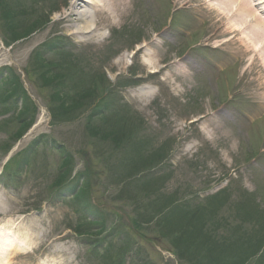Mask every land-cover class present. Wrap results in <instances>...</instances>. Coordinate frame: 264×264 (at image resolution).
<instances>
[{
    "label": "rangeland",
    "instance_id": "374dc122",
    "mask_svg": "<svg viewBox=\"0 0 264 264\" xmlns=\"http://www.w3.org/2000/svg\"><path fill=\"white\" fill-rule=\"evenodd\" d=\"M20 1L25 9L30 8L29 3L34 5L35 8H31L33 12L20 8L18 0H0V57H11L12 60L6 64L13 65L0 71L5 70L4 76L8 80L13 77L18 81L15 95L27 91L31 98L27 113L35 114V118L28 120L30 125L32 121L34 125L23 136L25 122H19L14 116L16 106L20 108L22 105L20 97L6 98L5 106L0 109V206L9 211V214H5L6 209L0 211V221L16 219L17 225L25 228L35 226V222L40 223L45 234L40 239V245L44 252L48 250L47 259L52 261L48 264L56 260L60 264L64 261L65 264H82L88 255L82 241H88L96 249L85 264H106L101 262L97 250L105 241L107 247L101 255L113 252L114 259L124 260L123 264H199L201 255L195 251L196 234L198 239L205 234L210 239L233 241L235 237L231 232L238 227L242 228V235L247 232L256 235V229L264 228V172L255 166V147L252 153L247 152L249 147L244 139L245 131L236 128L237 123L224 119L227 113L224 109L219 111L224 100L223 93L210 99L209 89H204L207 83L204 76H191L187 81L178 77L172 86L160 84V80L158 83L150 82L159 84L153 85L156 96L153 101L150 97L152 92L145 93L143 97L134 94L139 87L147 85L133 77L138 68L112 70L103 60L126 51V47L132 48L135 42L147 45L152 41L153 34L160 33L169 24L170 8H165L162 0H154L153 9L161 6L156 14L153 11L143 13L146 0L136 1L130 11L134 16L130 17L126 11L127 18L116 26L110 25L102 30L105 35L118 34L115 40L112 36L106 42L98 40L89 43L87 48L73 35L78 26H70L62 19L68 0ZM4 4H7L11 15L8 9L2 8ZM33 27H37L34 32ZM211 27L199 31L207 35L215 33ZM152 29L156 32H151ZM215 29L220 30L221 25ZM179 37L181 41L185 39L182 35ZM61 40L62 43L59 42ZM182 43L186 46L188 42L185 40ZM73 46L83 50L70 55L79 61L72 64L71 70L75 67L73 71L67 72V81L62 80L59 85L54 80L56 84L41 89V85L46 84L40 77L43 70L33 60L35 57L41 59V56L34 54L47 51L43 58L56 72L60 66L70 63H67L70 60L67 52ZM52 47L55 50L50 52ZM127 63L130 64L129 58ZM228 64L234 68L223 75L219 86H225L228 90L226 96H234L243 105L242 108L248 110L256 97L248 94V87L255 85L258 91L260 89L264 93V67L258 61H250V57H238V61ZM139 72L142 73L141 70ZM99 73H105V78H100ZM96 78L100 81L98 88L94 89ZM209 82L215 84V80ZM185 92L188 95H183ZM99 108L101 116L97 113ZM8 114L12 116L5 117ZM91 117L93 119L90 120ZM134 126L136 128H132ZM142 126L143 136L138 129ZM261 126L264 128V122ZM262 128L253 127L256 137L260 136ZM40 137L42 142L33 148V143ZM169 141L172 142L170 162L151 173L150 170L156 166L152 164L156 161L153 155L159 150L162 154L163 146L169 145ZM262 142L256 145L258 152L260 148L264 149ZM24 155H28L26 161ZM9 159L12 161L6 164ZM16 163L19 166H10ZM14 170L20 177H12ZM61 177L69 180L64 184L62 201L52 194L56 190L55 182ZM227 180H231L229 185ZM74 184L82 187L80 194L83 195L78 201L69 196L76 192ZM88 187L92 189L90 198ZM216 191L220 192V198L218 209L214 210L215 217L196 212L193 208L195 211L179 209V205L184 204L165 210L163 217L172 213L183 226L180 234L170 233L161 244L151 240L154 236L161 239L159 233L156 234L159 230L155 221L148 225L145 232L144 227L137 225L140 232L146 233L142 237L135 234L134 226L133 229L130 225L134 222L131 217H137L135 212L150 210L152 206L166 203L175 196L180 202H188L186 200L193 196V203L205 205L206 196ZM100 206H107L116 215L110 218L109 212L97 209ZM179 212L186 215L183 217ZM180 216L182 219H179ZM173 217L166 218L169 220L165 225L175 228L176 223L171 220ZM211 217L219 228L210 225ZM249 217L258 218L250 223ZM88 221L96 224L91 230ZM99 223H104L106 228L96 230ZM65 234L67 243H54L57 239L64 240ZM184 240L187 241L186 249L192 255L179 251L175 257L173 253L164 251L167 241L181 246ZM59 246L61 248L57 253L60 255L57 256L54 252ZM126 248L132 251L125 252ZM226 254L208 253L203 263L220 264ZM182 260L184 262L181 263ZM22 261L26 264L33 262ZM4 262L14 264L17 261L9 257Z\"/></svg>",
    "mask_w": 264,
    "mask_h": 264
},
{
    "label": "bare ground",
    "instance_id": "6f19581e",
    "mask_svg": "<svg viewBox=\"0 0 264 264\" xmlns=\"http://www.w3.org/2000/svg\"><path fill=\"white\" fill-rule=\"evenodd\" d=\"M247 1L220 0L217 6L230 21L231 31L237 30L238 34H245L243 44H241L246 49L245 51L255 53L257 61H260L264 67V24L254 9L249 7L251 3L246 5ZM132 5L130 0H68L62 19L70 23V26H78L73 35L78 37L81 43H93L104 38L101 33L104 28L107 29L110 25L116 26L127 18L126 11L130 13ZM7 60H12V58L6 55L1 56L0 65H3ZM161 62L159 52H154L146 58L145 65L156 73L162 69ZM117 63L123 64V58ZM119 67L121 66L119 65ZM5 209L6 207L0 206V211L3 212ZM30 231L31 229L26 227V230L21 232L26 240L30 239ZM12 232L10 228L5 231L0 227V245L10 247L15 252L12 255L18 257L20 254L16 252L19 251L18 246L21 238L16 233L14 236L11 235Z\"/></svg>",
    "mask_w": 264,
    "mask_h": 264
},
{
    "label": "trees",
    "instance_id": "16d2710c",
    "mask_svg": "<svg viewBox=\"0 0 264 264\" xmlns=\"http://www.w3.org/2000/svg\"><path fill=\"white\" fill-rule=\"evenodd\" d=\"M184 246V245H183Z\"/></svg>",
    "mask_w": 264,
    "mask_h": 264
}]
</instances>
